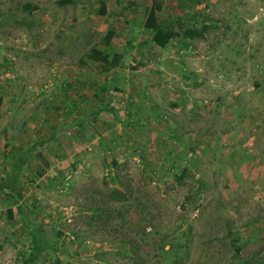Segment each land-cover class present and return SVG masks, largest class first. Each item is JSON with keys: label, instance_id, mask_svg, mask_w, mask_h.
Segmentation results:
<instances>
[{"label": "rangeland", "instance_id": "1", "mask_svg": "<svg viewBox=\"0 0 264 264\" xmlns=\"http://www.w3.org/2000/svg\"><path fill=\"white\" fill-rule=\"evenodd\" d=\"M0 98V264H264V0H0Z\"/></svg>", "mask_w": 264, "mask_h": 264}, {"label": "trees", "instance_id": "2", "mask_svg": "<svg viewBox=\"0 0 264 264\" xmlns=\"http://www.w3.org/2000/svg\"><path fill=\"white\" fill-rule=\"evenodd\" d=\"M63 3L67 2H61V4ZM160 11L161 5L158 2H153L143 22L144 29L151 32V42L153 46L163 49L174 40H193L196 38L203 39L205 37L208 27L204 23H201L200 26H198L196 23H193L191 26L183 29L175 28L171 22H160L158 20L157 13ZM98 13L104 15L106 13V8L101 6L98 9ZM106 39H110V34ZM184 48L187 49V45L184 46ZM87 57L92 61L101 63L107 70H109L117 67L120 55L114 54L110 58L101 50L93 48L88 53ZM23 163L24 159L19 156V159L12 164L9 173L0 181V190L8 189L10 192L15 190L14 188L17 183L18 173ZM236 250L239 251V248L237 247Z\"/></svg>", "mask_w": 264, "mask_h": 264}, {"label": "crops", "instance_id": "3", "mask_svg": "<svg viewBox=\"0 0 264 264\" xmlns=\"http://www.w3.org/2000/svg\"><path fill=\"white\" fill-rule=\"evenodd\" d=\"M103 6H104V5H103ZM104 7L106 8V6H104ZM106 11H108L107 8H106ZM115 69L118 70L119 68L116 67ZM112 70H113V69H111V72H112Z\"/></svg>", "mask_w": 264, "mask_h": 264}]
</instances>
